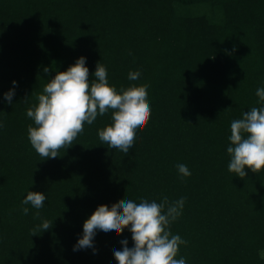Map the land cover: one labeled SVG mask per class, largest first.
<instances>
[{
  "label": "trees",
  "instance_id": "trees-1",
  "mask_svg": "<svg viewBox=\"0 0 264 264\" xmlns=\"http://www.w3.org/2000/svg\"><path fill=\"white\" fill-rule=\"evenodd\" d=\"M204 4L220 17L191 15ZM80 56L89 80L100 61L118 91L151 89L149 122L127 157L99 139L110 112L85 123L56 158L30 143L28 108ZM140 73V84L130 85L129 75ZM260 86L264 0H0V264H118L113 253L124 238L132 247V234L100 236L95 259L73 251L84 221L127 198L165 195L187 197L171 225L188 242L177 259L264 264V170L246 167L241 178L229 171L227 153L231 122L259 107ZM178 163L191 176L181 178ZM30 190L46 193L40 218L22 204ZM43 219L53 225L42 231Z\"/></svg>",
  "mask_w": 264,
  "mask_h": 264
},
{
  "label": "clouds",
  "instance_id": "clouds-1",
  "mask_svg": "<svg viewBox=\"0 0 264 264\" xmlns=\"http://www.w3.org/2000/svg\"><path fill=\"white\" fill-rule=\"evenodd\" d=\"M86 57L80 56L65 71H57L38 94V104L29 107L27 116L34 121L29 125L28 138L38 154L45 158H56L59 150L70 147L84 131L85 123L92 125L98 116L110 112L112 123L98 130L99 139L112 153H122L125 157L135 149L138 133L145 128L151 116L149 103L150 88L118 91L108 78L107 66L97 62L94 79L89 80ZM43 71L48 73V67ZM129 84H140L143 73L130 74ZM4 93L8 104L13 103L18 82ZM257 104L244 111L241 118L233 119L227 153L230 154L228 169L243 178L246 167L258 173L264 170V86L256 89ZM4 124L0 121V128ZM181 178L191 176L190 168L184 163L176 165ZM187 197L169 200H149L141 197L137 202L127 198L111 210L96 211L83 223V234L78 236L73 251L92 253L98 259L96 242L100 236H119L127 229L132 235L133 246L127 238L121 240L122 249L114 251L118 264H188L186 258L177 259L180 245H186L180 234H173L171 225L183 213ZM45 192L28 191L22 200L37 211L45 206ZM24 214L30 209L23 207ZM53 221L43 219L37 229L47 230ZM35 231V230H34Z\"/></svg>",
  "mask_w": 264,
  "mask_h": 264
},
{
  "label": "rangeland",
  "instance_id": "rangeland-1",
  "mask_svg": "<svg viewBox=\"0 0 264 264\" xmlns=\"http://www.w3.org/2000/svg\"><path fill=\"white\" fill-rule=\"evenodd\" d=\"M205 6H197L193 9H190L189 12L192 13L191 15L193 16H213L215 18H219L220 17V12L216 9H211L209 6H207L206 4H204ZM264 256V253H263Z\"/></svg>",
  "mask_w": 264,
  "mask_h": 264
}]
</instances>
